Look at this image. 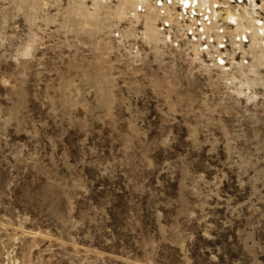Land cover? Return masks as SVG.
<instances>
[{
	"label": "rangeland",
	"instance_id": "374dc122",
	"mask_svg": "<svg viewBox=\"0 0 264 264\" xmlns=\"http://www.w3.org/2000/svg\"><path fill=\"white\" fill-rule=\"evenodd\" d=\"M175 1L0 0V264H264V0Z\"/></svg>",
	"mask_w": 264,
	"mask_h": 264
},
{
	"label": "built area",
	"instance_id": "2783aa9c",
	"mask_svg": "<svg viewBox=\"0 0 264 264\" xmlns=\"http://www.w3.org/2000/svg\"><path fill=\"white\" fill-rule=\"evenodd\" d=\"M159 4L161 5V8H166V7H174L176 6V2L175 0H159ZM202 1V0H201ZM230 1V0H228ZM234 0H231V2H233ZM178 3L183 7V10L186 14H193V12L197 9L199 2L198 0H178ZM209 16V15H206ZM210 17V16H209ZM203 25H205L203 23Z\"/></svg>",
	"mask_w": 264,
	"mask_h": 264
},
{
	"label": "bare ground",
	"instance_id": "6f19581e",
	"mask_svg": "<svg viewBox=\"0 0 264 264\" xmlns=\"http://www.w3.org/2000/svg\"><path fill=\"white\" fill-rule=\"evenodd\" d=\"M193 16V15H192ZM201 17V16H200ZM202 17H203V15H202ZM202 20V19H201ZM212 24V23H211Z\"/></svg>",
	"mask_w": 264,
	"mask_h": 264
}]
</instances>
